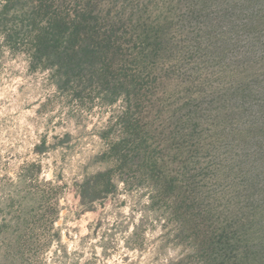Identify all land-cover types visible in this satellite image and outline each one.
I'll return each instance as SVG.
<instances>
[{
    "label": "rangeland",
    "instance_id": "1",
    "mask_svg": "<svg viewBox=\"0 0 264 264\" xmlns=\"http://www.w3.org/2000/svg\"><path fill=\"white\" fill-rule=\"evenodd\" d=\"M90 1L132 38L128 52L145 58L140 111L152 149L176 172L180 146L193 160L189 149L201 138L199 182L231 201L224 218L236 215L240 226L243 184L229 158L244 139L264 145V0ZM30 7L17 0L0 20V199L43 196L32 211L43 222H34L35 247L22 264H195L146 181L111 189L96 178L120 174L109 147L126 102L113 101L98 77L66 84L52 61H34L32 36L43 23ZM135 172L126 174L131 182Z\"/></svg>",
    "mask_w": 264,
    "mask_h": 264
},
{
    "label": "trees",
    "instance_id": "2",
    "mask_svg": "<svg viewBox=\"0 0 264 264\" xmlns=\"http://www.w3.org/2000/svg\"><path fill=\"white\" fill-rule=\"evenodd\" d=\"M16 2L0 0V20H4ZM29 2L31 7L27 13L34 23L38 19L43 23L32 36L34 61H52L51 67L66 84L78 78L82 81L98 77L102 84L113 89V101L126 102V110L119 120L121 134L109 147L110 158L120 174L115 178L112 170H108L98 173L96 178H102L111 189L118 182L133 185L136 181H146L154 193L153 207L165 203L167 213L179 229L178 237L191 248L192 263L264 264V145L254 147L253 142L244 139L238 154L229 158V161L234 159L237 168L230 165L229 169L237 172L243 184L239 192L244 205L243 211H239V220L243 222L235 226L232 219L236 215L224 218L232 211L231 201L224 204L199 182L203 170L195 158L201 138L198 142L195 138L194 148L189 149L193 160L186 158L185 144L180 146L181 161L176 172L175 166L171 167L164 156L160 158L152 149L150 139L154 132L144 123L140 111L144 86L138 69L145 58L140 56L141 51L128 52L132 38H122L118 24L100 18L90 0ZM259 24L264 29V22ZM254 25L250 20L247 27ZM11 36L9 32L4 34L5 38ZM133 169H137V175L131 182L126 174ZM42 199L40 196L33 202H23L17 191H12L7 201L0 199V264H22L27 253L34 249L37 220L32 211ZM18 205L21 213L16 211ZM222 206L229 208L222 209ZM39 222L43 219L39 218Z\"/></svg>",
    "mask_w": 264,
    "mask_h": 264
}]
</instances>
